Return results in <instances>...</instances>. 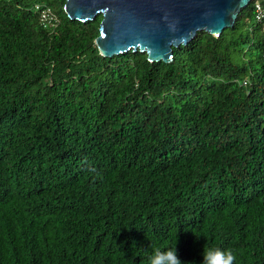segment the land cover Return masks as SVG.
Returning <instances> with one entry per match:
<instances>
[{
	"label": "trees",
	"instance_id": "16d2710c",
	"mask_svg": "<svg viewBox=\"0 0 264 264\" xmlns=\"http://www.w3.org/2000/svg\"><path fill=\"white\" fill-rule=\"evenodd\" d=\"M0 0V264H264V31L242 8L150 62L102 15ZM45 3L53 20H41ZM246 84H243V82Z\"/></svg>",
	"mask_w": 264,
	"mask_h": 264
},
{
	"label": "water",
	"instance_id": "95a60500",
	"mask_svg": "<svg viewBox=\"0 0 264 264\" xmlns=\"http://www.w3.org/2000/svg\"><path fill=\"white\" fill-rule=\"evenodd\" d=\"M264 1V0H262ZM251 0H66L71 19L101 14L95 44L111 57L128 50L147 53L150 62L173 60L172 47L187 44L198 31L219 36L232 27Z\"/></svg>",
	"mask_w": 264,
	"mask_h": 264
},
{
	"label": "clouds",
	"instance_id": "9594fccd",
	"mask_svg": "<svg viewBox=\"0 0 264 264\" xmlns=\"http://www.w3.org/2000/svg\"><path fill=\"white\" fill-rule=\"evenodd\" d=\"M253 1L251 0V3ZM260 1L264 4V1ZM234 259L230 251L210 249L204 252L202 264H233ZM150 264H182V261L177 254L176 246H173L166 251H155L150 257Z\"/></svg>",
	"mask_w": 264,
	"mask_h": 264
},
{
	"label": "built area",
	"instance_id": "2783aa9c",
	"mask_svg": "<svg viewBox=\"0 0 264 264\" xmlns=\"http://www.w3.org/2000/svg\"><path fill=\"white\" fill-rule=\"evenodd\" d=\"M34 8L40 12L41 20H53L54 14L45 3H35ZM252 12L254 21L259 24L264 31V4L260 0H254L252 3ZM243 84H246L244 81Z\"/></svg>",
	"mask_w": 264,
	"mask_h": 264
}]
</instances>
